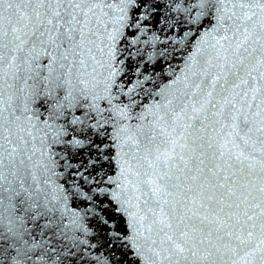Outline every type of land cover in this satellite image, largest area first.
Here are the masks:
<instances>
[{"label": "snow or ice", "instance_id": "snow-or-ice-1", "mask_svg": "<svg viewBox=\"0 0 264 264\" xmlns=\"http://www.w3.org/2000/svg\"><path fill=\"white\" fill-rule=\"evenodd\" d=\"M0 264H264V0H0Z\"/></svg>", "mask_w": 264, "mask_h": 264}]
</instances>
